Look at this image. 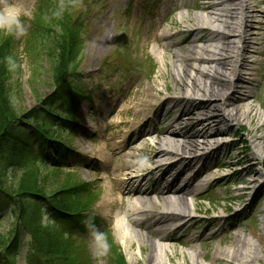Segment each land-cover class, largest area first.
I'll use <instances>...</instances> for the list:
<instances>
[{"label": "rangeland", "instance_id": "1", "mask_svg": "<svg viewBox=\"0 0 264 264\" xmlns=\"http://www.w3.org/2000/svg\"><path fill=\"white\" fill-rule=\"evenodd\" d=\"M251 1L255 18L251 31L252 33L258 32V34L252 35V40L254 43L260 42V45L250 44L247 60L257 59V64L253 63L258 83L253 105L261 116L256 118L251 125L252 127H259L256 134L262 137L258 141L259 146H261L260 163L256 164L255 162L252 166L261 171L262 178H264V126H260L264 121V18L260 17L259 13V11H264V0ZM36 2L37 0H0V40L13 27L14 51L19 69L14 72L8 82V84L10 83L8 91L10 95L7 101L9 107L4 105V109L9 108L11 112L8 116L18 117L23 125L41 129L37 121H28L25 118L27 114L32 115V110L38 107L34 115L36 120H42L44 113L48 112L50 107L41 104V100H45L53 91L49 73L46 74L47 64L45 62L43 64L44 68H41L38 76L33 75V72L30 71L31 61H29L28 54L24 50L25 46L22 40ZM203 3L206 6L208 0H73L75 15L82 12L84 19L82 31L84 37L83 52L80 56V62L76 66L79 75L76 84L78 87L81 86L84 95L89 96V98L79 101L76 110L78 114V120L75 122L77 124L76 131L72 135H69V132L64 133L68 136L66 141L70 144V149L74 150L75 158L69 160L66 163L67 168H63L62 171L56 169L57 165L54 166L53 163L50 166L34 164L24 173L23 169L19 167L2 169L0 181H3V183L0 185V189H4L13 195L21 190H26L35 194L38 193L45 198L47 194L55 193L57 189L58 192L60 189L68 190L71 186L69 183L74 180H77V182L81 180L83 183L88 184L93 192L92 204H90L91 200L82 204L75 199L72 207L63 206L59 209L61 213H66L65 216L55 218L50 216L48 212L43 211L44 215L38 219L37 224L40 223L39 231L41 234L47 235L59 223V220L69 217L70 211L84 214L90 204L87 210H89L90 216L98 217L101 228L96 230L94 227L89 226L85 233L75 234V239L84 242L86 245L90 255V264H110L105 251V244L101 241V238H104L105 231H108L107 228L110 229L113 240L120 246L124 262L126 260L128 264H133L129 260L130 256H137L143 264L146 262L148 254L146 243H141L144 251H139L138 244L140 243L136 239L132 240V247L125 248L124 242L119 239L113 230V217L118 214V208L99 206L104 191L109 192L111 189L114 192L119 188L115 182L107 178L112 168L103 160L102 153L106 156L111 153L112 144L109 139L113 133L112 130L115 128L113 125L115 122H110V120H119L122 117L125 125L122 128L119 127L118 133L121 132L124 136L123 141L125 142L128 136L130 139L142 136L141 139L139 138L140 140L132 143L140 149V151H135L138 154L137 160H142L150 155L147 148L151 138H143L145 135L141 134L144 131L140 132L143 121L134 119V113L131 110L126 113L123 112L118 118V109L129 98L132 85L139 81L141 84H147L157 78L159 89H163L166 84L169 91H172L171 77L164 71V76H159L157 73L159 58L152 49V42L148 41V46L145 47L143 40L147 35L149 36L155 25L164 19L165 22L162 23L164 28L170 31L181 30L182 37H187L188 30L193 26L191 17L202 11L193 8H189L187 11L180 6L186 4V8H188L193 4L200 6ZM180 15L184 16L183 20H180ZM172 20L175 23H172ZM204 32L202 31L200 35ZM119 46H124L126 51H123V48ZM141 61H144L142 66L140 65ZM150 71L152 72L149 75ZM164 94L163 96L168 95L166 91H164ZM105 101L109 103L106 107H104ZM165 106L166 108H163ZM55 108L52 109L53 114H50L60 117V109L55 111ZM161 108L159 115L161 113L162 119L159 127L162 129L164 126L169 125L177 127L178 121H176V118L181 114V104L172 102L171 104H163ZM166 110L167 114L164 113ZM49 119L46 121V126L43 127V132L54 137L53 132L57 127H60V124L57 123V120H55V124L51 122L52 117ZM152 122L154 123V120L151 119L149 127H152ZM106 125H108L106 129L101 128V126ZM248 129L249 127H245L241 130L232 126L227 133L221 135L225 145L218 148L215 153L216 158L215 156L210 158V162L204 167V169H209V173H201L195 180L196 183L202 181L203 185L195 191L194 196H189L188 199H196L194 201L195 207L201 212L207 211V219H210V216L213 215L225 216L226 225L229 223L231 225L224 232L225 236L230 238L235 232L245 235L249 245L253 248V252H256L259 257L253 264H264V228L260 223L264 215L262 210L264 193L252 195V189L250 194L249 192L242 194V187L245 186V181L250 175L242 174L240 169L242 166L251 165L252 162L237 163L242 157L239 156L242 150H247L245 155H248L251 150L245 147V142H237L240 137L247 138L245 130ZM217 144L211 143L208 148L217 147ZM1 162L2 158L0 156V164ZM218 163L223 167L214 169ZM198 166L199 164L179 175V179L185 182L187 180L186 176L193 174ZM153 168L154 165L144 161L136 172L140 177L143 174L147 175L145 179L147 187H154L157 176L162 171L159 169L152 172ZM32 172H34V187H30V182H27ZM148 172L150 173L148 174ZM250 195L253 197L248 200L251 197ZM204 196H210L209 202L201 199ZM14 223L15 220L9 211L0 213V235H5L9 230H12ZM202 225L205 226L204 223ZM202 225L197 226L195 224L196 231L199 232L204 229ZM212 242L215 243L216 240ZM181 248L188 251L186 247L177 243L175 249L179 251ZM178 255V253L174 255L177 256L174 260L176 264H182ZM186 259L187 264H193L191 259ZM33 260L36 261V264H43L45 258L40 251V246L34 244L30 234L25 233L21 248L18 249L15 264H34ZM60 260L62 261V258ZM208 262L209 258L202 260L203 264H208Z\"/></svg>", "mask_w": 264, "mask_h": 264}, {"label": "bare ground", "instance_id": "2", "mask_svg": "<svg viewBox=\"0 0 264 264\" xmlns=\"http://www.w3.org/2000/svg\"><path fill=\"white\" fill-rule=\"evenodd\" d=\"M180 7L202 11L191 17L193 26L187 37H182L181 30L164 28V17L143 40L145 47L148 41L152 42V49L159 58L157 73L164 76V71L171 77L172 91L166 84L159 89L157 78L147 84L139 81L132 85L129 98L118 109V118L131 110L134 119L143 121L140 132L144 131L143 138H151L147 148L150 155L137 160L135 151L140 149L132 143L142 136L131 139L128 136L124 142V136L118 132L125 121L122 117L110 120L115 122L109 139L111 153L107 156L102 153V157L112 168L107 178L119 188L114 192L104 191L99 206L118 208L112 227L125 248L132 247V240L136 239L140 243L139 251H144L141 243H146L148 254L144 264H176L174 255L177 253L182 264H187L186 258L193 264H203L206 258H209L208 264H253L259 257L247 237L235 232L227 238L224 232L231 225H226V217L213 215L207 219V211L201 212L195 207L196 199H188L203 185L202 181L196 183L195 180L201 173H209L204 167L218 148L225 145L221 135L232 126L241 130L249 127L245 130L247 138L240 137L237 141L245 142V147L251 149L248 155H245L247 150H242L239 154L242 157L237 161L252 162L240 169L242 174L250 175L242 194L264 193L262 172L252 166L260 163L258 141L262 138L256 134L259 127L251 125L261 117L253 105L258 84L253 63L257 64V59L247 60L250 44H258L252 40V35L258 34L251 31L255 23L253 3L251 0H208L206 6L203 3ZM259 13L264 18V11ZM183 18L180 15V20ZM202 31L205 32L200 35ZM164 91L167 96H163ZM172 102L181 104V114L176 118L178 125L162 129L159 110L163 104ZM107 104L105 101L104 107ZM151 119L154 123L149 127ZM108 125L101 128L106 129ZM260 126H264V121ZM211 143L218 146L208 148ZM144 161L154 165L152 172L162 170L154 187L145 185L147 175L140 177L136 173ZM197 164L187 182L179 179V175ZM260 223L264 228V215ZM195 224H201L204 229L196 231ZM177 243L188 251L176 250ZM129 260L143 264L137 256H130Z\"/></svg>", "mask_w": 264, "mask_h": 264}, {"label": "trees", "instance_id": "3", "mask_svg": "<svg viewBox=\"0 0 264 264\" xmlns=\"http://www.w3.org/2000/svg\"><path fill=\"white\" fill-rule=\"evenodd\" d=\"M34 7L22 40L24 50L31 61L30 71L33 75L38 76L41 68H44V62L47 64L46 74L49 73L53 91L45 100H41V104L50 108L44 113L42 120H36L34 115L38 107L32 110V115L25 116L28 121H37L42 130L23 125L18 117L8 116L11 112L9 108L4 109L10 95L8 82L19 69L14 51L12 27L0 40V156L2 158L0 172L2 169L19 167L24 173L34 164L50 166L52 163L54 166L57 165L56 169L62 171L73 154L70 144L66 141L68 136L64 133H74L76 110L79 101L85 98L81 86L78 87L76 84L79 79L76 66L80 62L84 41L82 12L75 15L73 0H37ZM119 47L126 51L124 46ZM141 62L144 64V61ZM53 107H56L55 111L60 109V117L50 114ZM50 117H52L51 122L55 124L57 120L60 124V127L53 132L54 137L43 132V127ZM33 177L34 172L30 173V178L27 179L30 187L35 186ZM2 183L3 181H0V185ZM69 184L71 186L68 190L60 189L58 192L57 189L55 193H49L45 198L26 190L13 195L0 189V213L9 211L15 220L13 229L5 235H0V264H15L25 233L30 234L34 244L40 246L45 258L43 264H90V255L86 246L75 239V234L79 230L84 231L91 222L95 228L99 227L100 221L97 218L93 217L90 221L86 214L70 211L69 217L59 220L56 227L54 226L47 235L41 234L40 223L37 224L38 219L44 215L43 211L55 218L65 216L66 213H61L59 210L63 206L72 207L75 199L82 204L91 200L93 192L88 184L81 180L78 182L74 180ZM204 199L209 201L210 196ZM92 202L93 200L90 204ZM103 237L102 242L106 247L108 262L126 264L118 245L113 241L110 230L105 231ZM33 263L36 264V261L33 260Z\"/></svg>", "mask_w": 264, "mask_h": 264}]
</instances>
